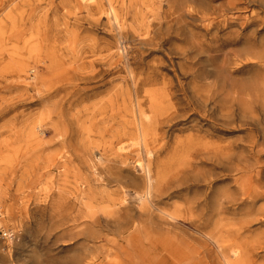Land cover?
<instances>
[{"label":"bare ground","instance_id":"obj_1","mask_svg":"<svg viewBox=\"0 0 264 264\" xmlns=\"http://www.w3.org/2000/svg\"><path fill=\"white\" fill-rule=\"evenodd\" d=\"M60 1L68 8L75 0ZM76 1L79 3L74 12L84 9L86 17L78 18L73 29H66L73 49L85 40L84 24L112 40L102 43L91 39L96 50L118 49L104 64V78L114 77L122 64L130 68L132 61L144 59L147 52L172 41L174 33L197 38L201 50L195 55L199 57L206 52L203 39L211 36L216 45L207 44V52L216 55L208 62L217 63L215 69L192 73L195 79L207 82L197 87L198 93L193 97L205 105L212 102L213 107L218 106V119H185L190 125L183 130L182 138L167 147L165 142L160 143L161 125L172 123L171 128H175L180 117L162 119L148 113L150 108L154 115L166 110L164 90H147V109L142 92L137 91L135 116L120 133L124 135L120 140L127 138V144L120 143L117 150L111 146L117 156L106 157V152L92 150L96 146L75 154L84 187L77 189L69 209L64 201L58 209L59 215L69 212V217L61 220L62 225L68 224L75 232L80 248L65 264H95L90 250L99 245L105 247L108 242L116 244V252L109 253L106 259L98 256V264H264V241L260 244L253 240L252 231L254 222L264 227V211L253 209L264 194L238 193H244L253 179L256 186L264 182V165L257 159L255 166L245 167L243 155L226 143L216 144L213 151L199 148L206 147L202 145L204 138H211V130L201 125L203 120L214 132L216 123L232 126L237 115L245 124L246 119L256 120L257 111L264 113V0H222L220 5H215L217 0H153L152 9L141 11L134 7L136 0H123L120 4L116 0ZM22 3L19 8L28 1ZM246 12L249 15L243 17ZM22 35H18V40ZM195 47L190 44L192 50ZM10 61H14L13 55ZM48 62L50 66L63 65L54 55H49ZM226 71L248 75V80L238 77L230 82L223 76ZM130 77L137 83L133 71ZM202 133L204 137L200 136ZM65 159V165L76 163L72 155ZM50 218L52 226H59ZM0 264L16 263L13 258L2 257ZM36 264H42L41 260Z\"/></svg>","mask_w":264,"mask_h":264},{"label":"rangeland","instance_id":"obj_2","mask_svg":"<svg viewBox=\"0 0 264 264\" xmlns=\"http://www.w3.org/2000/svg\"><path fill=\"white\" fill-rule=\"evenodd\" d=\"M22 1L0 0V258H13L16 264H36L39 260L42 264H65L80 248L75 232L68 224L62 225L61 220L69 217V212L59 215L58 209L63 204L61 201L69 209L77 189L84 187L79 176L80 165H76L77 150L96 146L92 150L106 152V157L117 156L111 146L117 150L122 143L127 144V138L120 140L124 136L120 133L127 129L131 116H135L136 93L142 92L141 99L147 109L150 88L164 90L167 108L156 115L150 108L148 113L162 119L180 117L175 128H171L172 123L161 125L160 143L165 142L167 147L182 138L183 130L190 125L185 119L191 116L218 119V106L213 107L212 102L205 105L206 102L193 97L198 93L197 87L207 82L192 76L196 70L215 69L217 62L212 64L208 59L216 54L207 52V44L211 47L216 43L210 40L211 36L203 39L206 52L199 57L195 55V51L201 50L197 38L174 33L172 41L147 52L144 59L132 61L130 68L122 64L114 77L104 78L107 70L104 64L118 49L96 50L91 39L107 43L112 41L110 37L84 24V42L73 49L67 41V27L73 29L78 18L86 17L84 9L74 12L78 1L67 8L60 0H27V5L19 8ZM116 1L120 4L123 0ZM151 1L136 0L134 7L136 11L150 10L154 6ZM220 3L222 0H217L215 5ZM253 10L259 11L255 7ZM191 43L196 44L194 50ZM10 55L14 61H10ZM49 55H54L63 65L50 66ZM130 71L138 77L137 83L132 82ZM223 76L230 82L238 77L248 80V75L227 71ZM88 78L92 81H85ZM254 116L255 121L246 119L244 124L237 115L229 127L216 123L214 132L203 120L201 125L211 130V138H204L202 145L206 147L199 148L213 151L216 144L226 143L243 155L245 167L255 166L257 159L264 165V113L257 111ZM200 136L204 137V133ZM70 155L76 163L65 165V158ZM256 183L253 179L244 193L238 191L239 195L257 191L264 194V182L260 186ZM253 209L264 211V199ZM50 217L59 226H52ZM252 231L253 240L261 244L264 227L254 222ZM105 245L90 250L95 264L98 256L106 259L109 253L116 252L115 243Z\"/></svg>","mask_w":264,"mask_h":264}]
</instances>
